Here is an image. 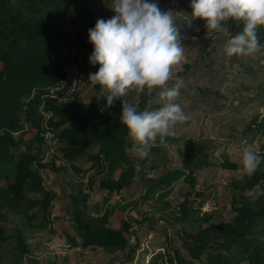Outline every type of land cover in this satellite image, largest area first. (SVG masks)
<instances>
[{
	"label": "trees",
	"instance_id": "1",
	"mask_svg": "<svg viewBox=\"0 0 264 264\" xmlns=\"http://www.w3.org/2000/svg\"><path fill=\"white\" fill-rule=\"evenodd\" d=\"M86 2L0 0V221L8 219L7 211L19 219L9 233L0 225V245L11 239L9 248L22 257L26 251L22 228L53 230L49 224L54 192L44 184L40 170L48 167L66 172L68 168L75 174L92 172L85 181L72 183L66 192L67 217L74 232H65L70 247H100L112 256L123 252L122 264L132 260L137 243H129L131 228L139 225L122 214L118 201L109 203L106 195L99 202L92 201L90 191L99 188L120 193L137 177L140 194L131 208L140 216L146 203L164 199L174 188L182 193L179 212L174 213L178 220L187 222L177 236L179 247H173L166 238L163 253L167 264H264V113L257 110L258 102L264 99L253 94L244 103L249 108L244 110L245 117L234 129L235 133L249 134L259 141V167L250 178L245 175L240 179L241 174L227 181L233 190L229 196L232 214L228 219H217L210 211L199 213L206 197L197 188L195 171L214 164L204 151L190 159L193 149L203 147L201 142L188 139L183 146L175 145L177 155L182 156L180 167L168 166L157 174L148 173L157 169L156 165L151 163L147 168V157L137 159L129 153L134 141L120 120L122 100L105 108V97L92 95L85 103L46 96L63 75L61 65L70 59L79 63L71 48L92 45L89 36L81 38L79 29L71 34L62 28L64 18L70 25L81 23L87 31L94 28L95 23L85 18ZM223 24L227 38L242 31L240 22L229 20ZM256 34L260 44L264 26H259ZM206 45L204 41L201 46L203 58L208 55ZM94 87L100 89L99 85ZM194 91L200 88L185 85L180 94ZM122 99L138 110L149 105L156 110L164 104L147 91L139 95L129 93ZM44 115L46 125L54 131L62 162L57 166L44 159L40 134ZM181 125L176 126V132ZM179 136L167 137L164 143L157 140L149 153L165 156V145L176 142ZM218 165L237 167L225 156ZM255 187H259L255 195L245 193ZM164 200L158 207L160 211L168 205V200ZM147 219L143 215L137 223Z\"/></svg>",
	"mask_w": 264,
	"mask_h": 264
},
{
	"label": "rangeland",
	"instance_id": "2",
	"mask_svg": "<svg viewBox=\"0 0 264 264\" xmlns=\"http://www.w3.org/2000/svg\"><path fill=\"white\" fill-rule=\"evenodd\" d=\"M166 1L169 5L175 7L176 12L173 10L172 12L178 17V26L182 25L184 27L182 34L180 33L183 37L181 43L184 45V60L178 67L173 69L171 79L187 80L183 77L187 66L184 67V64L194 67L207 65L205 70L207 73L204 74L207 76L208 73L215 75L212 81L215 88L221 85H233L234 89L229 93L224 90L218 91L211 97L209 92H205L203 96L206 98V102H203L200 95L189 97V99L181 102L177 101L186 116V121L176 132V135H180V139L165 145V156L157 157L155 153H149L145 166L147 167L151 163L156 165L157 169L148 172L153 174L159 173L168 166L180 167L182 156L177 155L174 149L175 145L183 146L188 139L201 142L203 147L193 149L190 152V159H195L201 151H204L214 164L195 171L197 188L201 191V195L206 197V202L199 209V213L210 211L217 219H228L232 214L229 207V196L233 193V190L227 186V181L232 176L238 177L242 174L241 157L243 148L247 146L256 151L259 144L257 138H253L249 134L235 133L234 129L239 123L240 117H245L243 116L242 106L252 98V93H261L260 97L257 98L264 99V39L260 42L261 51L259 53L253 56H233L229 58L223 50L224 43L227 40L225 31L209 32L206 30L205 22L202 19H192L189 15L192 12L191 0ZM164 11H167V8ZM222 27L225 29L224 24H222ZM73 31L71 32L73 33ZM218 40L223 42V46L217 45L212 48V45ZM204 41L207 42L208 55L203 58L201 46ZM195 79L202 81L200 77ZM78 92L74 94L73 99L77 100ZM79 95L80 100L78 101L88 103L92 95L105 97L106 93L95 88L90 82ZM262 102L260 100L259 106L264 110V103ZM200 103L202 105H199ZM238 105H240V109H235ZM221 126L222 129H219ZM28 134L29 132L25 136ZM56 145L54 139L43 143L44 159L52 161L55 166L62 163ZM20 149L22 148L20 147ZM132 149H129L130 155L141 159ZM182 150L186 151V148L183 147ZM224 156L230 161H234L237 167L231 169L219 166L218 163ZM40 171L44 184L54 192L52 199L53 217L51 224H49L53 230L48 227L38 229L22 228V236L26 244L25 253L22 257H18V254L9 248L12 240L7 239L5 243L0 245V264H122L123 261H120V259L123 252H117L115 256H112L100 247H70L66 239L65 232L74 233L69 217H67L68 199L66 192L68 187H72V183L85 181L92 172L88 170L75 174L68 168L65 172L60 168L54 171L48 167L41 168ZM1 183H3L2 180H0ZM138 183L136 177L120 193H108L95 188L90 191V199L99 202L106 195L109 203L118 201V208L122 214L133 224L136 223V226L139 225L131 228L132 240L129 243H137L133 258L123 264H148L149 262L151 264H167L163 253L166 238H169L173 247H179L177 236L178 233L182 232V225L187 222L186 219L178 220L176 218L182 193L174 188L172 192L167 194L164 199L168 200V205L164 206L162 211L158 207L162 205L164 199H157L154 203H146L145 211L140 216L135 209L131 208L140 194ZM258 191L259 187H255L245 193L255 195ZM6 213L8 219L0 221V225L5 233H9L19 222V219L8 211ZM143 215L148 216V222L144 220L138 224V219L141 220ZM76 239L78 240L77 237Z\"/></svg>",
	"mask_w": 264,
	"mask_h": 264
},
{
	"label": "clouds",
	"instance_id": "3",
	"mask_svg": "<svg viewBox=\"0 0 264 264\" xmlns=\"http://www.w3.org/2000/svg\"><path fill=\"white\" fill-rule=\"evenodd\" d=\"M109 7L115 14L109 19H97L88 31L93 46L89 62L99 64L88 80L106 93L105 108L122 100L120 120L134 141L132 150L145 158L157 140L164 143L167 137H175L176 126L186 121L176 102L184 81L177 79L171 88L167 87L173 69L184 60V45L173 12L162 11L157 3L111 0ZM190 7L192 19H202L209 32H224L222 24L229 20L242 24V31L224 43L227 57L253 56L261 51L256 33L259 26H264V0H191ZM158 89L166 103L156 110L151 105L138 110L122 99L129 93L147 91L151 95ZM260 163L257 152L244 147L239 178H250Z\"/></svg>",
	"mask_w": 264,
	"mask_h": 264
},
{
	"label": "crops",
	"instance_id": "4",
	"mask_svg": "<svg viewBox=\"0 0 264 264\" xmlns=\"http://www.w3.org/2000/svg\"><path fill=\"white\" fill-rule=\"evenodd\" d=\"M110 2H111V0H87V2H86L87 13L85 15V18L90 19L94 23H96L97 19H100V18H104V19L111 18L115 13L109 7ZM149 2L157 3L158 7L162 11H164V9L167 8V11L172 12V10H173L174 12H176L174 10L175 7H172L171 5H169V3L166 0H149ZM189 15L191 17V13H189ZM174 16H175L176 26L178 27L179 32L182 34V32L184 31V27H182V25L178 26V23H177L178 17H177V15H174ZM179 27H182V28H179ZM62 28L65 29L66 31H68L69 33H71L72 30L79 29L82 39H85L88 36V31L82 27L81 23H76V24H72V25L67 24V18H64L63 23H62ZM181 38H183V37H181ZM226 39H228V38H226ZM221 42L222 41L218 40L215 44H213L214 46L212 45V48L217 46V45L223 46V42H222V44H221ZM71 51L74 52L75 59L86 69L88 74L95 73L98 70L99 64L92 65L89 62V57L93 51L92 45H88V46H85L82 48H77V49L71 48ZM197 67H200V68L198 69ZM206 68H207V65H199V66L194 67V66H190V65L188 66V64H187V66L184 70L185 76H183L187 80H185V79L183 80L184 84L189 85V86L194 87V88L199 87L200 91H194L190 94L185 93V95L182 93L179 95V98L177 100L178 102H181L185 99H189V97H195V96H199V95L202 96L203 102H206V98L203 96L205 94V92H209L210 97H211V96L215 95L218 91L221 92L222 90H224L226 93H229L234 89L233 85H228V86H222L221 85L220 87L215 88L214 87L215 84H214V82H212L215 75L212 73H208V76L206 74H204V73H207L205 71ZM199 77L201 78L202 81L195 79V78H199ZM176 80L177 79H173V80L170 79L167 83V87H171V85H174ZM83 90L84 89L80 90L77 93V100H80L78 98V96H80L79 94L81 92H83ZM159 92H160L159 89L156 92H154L155 100L163 101L164 103H166L165 100L160 98ZM252 94H255V93H252ZM255 95H256V98L260 97L261 93H256ZM262 103H264V102H262ZM259 104H260V102H258L257 110L263 114L264 110H262V108H260ZM196 105H198V104H196ZM199 105H202V103H200ZM235 109H240V105L236 106ZM242 109L244 112L243 116H245L244 110L249 109V108H245V106L243 104ZM237 113H239V112H237ZM240 118H241L240 119V121H241L243 119V117L241 116ZM223 125H225V124H223ZM219 129H222V126Z\"/></svg>",
	"mask_w": 264,
	"mask_h": 264
},
{
	"label": "built area",
	"instance_id": "5",
	"mask_svg": "<svg viewBox=\"0 0 264 264\" xmlns=\"http://www.w3.org/2000/svg\"><path fill=\"white\" fill-rule=\"evenodd\" d=\"M61 70L63 73L62 77L54 87L48 89L46 96L53 97L57 101H71L77 91L84 89L90 84V80H88L89 74L81 64L71 59L61 65ZM40 110L43 115L42 106ZM45 118L46 115H44L43 129L40 133L44 141L43 143L54 139V131L46 125Z\"/></svg>",
	"mask_w": 264,
	"mask_h": 264
}]
</instances>
